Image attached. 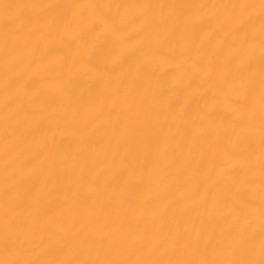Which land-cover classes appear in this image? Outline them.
<instances>
[{
  "label": "bare ground",
  "instance_id": "6f19581e",
  "mask_svg": "<svg viewBox=\"0 0 264 264\" xmlns=\"http://www.w3.org/2000/svg\"><path fill=\"white\" fill-rule=\"evenodd\" d=\"M0 264H264V0H0Z\"/></svg>",
  "mask_w": 264,
  "mask_h": 264
}]
</instances>
